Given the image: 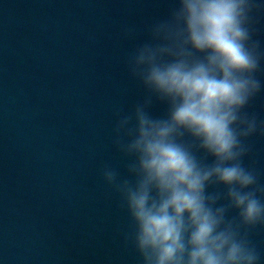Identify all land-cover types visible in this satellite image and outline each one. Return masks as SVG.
Listing matches in <instances>:
<instances>
[{
    "label": "clouds",
    "instance_id": "obj_1",
    "mask_svg": "<svg viewBox=\"0 0 264 264\" xmlns=\"http://www.w3.org/2000/svg\"><path fill=\"white\" fill-rule=\"evenodd\" d=\"M262 14L260 0H174L124 58L141 97L114 114L122 167L105 162L99 176L139 264H264L253 241L264 229L253 160L264 119L250 111L264 93ZM137 34L121 29L126 40Z\"/></svg>",
    "mask_w": 264,
    "mask_h": 264
},
{
    "label": "water",
    "instance_id": "obj_2",
    "mask_svg": "<svg viewBox=\"0 0 264 264\" xmlns=\"http://www.w3.org/2000/svg\"><path fill=\"white\" fill-rule=\"evenodd\" d=\"M173 4L0 0V264H139L99 169L122 167L114 114L141 97L124 58ZM126 24L136 39L122 37ZM256 27L264 46V14ZM250 111L264 119V93ZM253 160L264 182V137ZM253 241L264 253V229Z\"/></svg>",
    "mask_w": 264,
    "mask_h": 264
}]
</instances>
